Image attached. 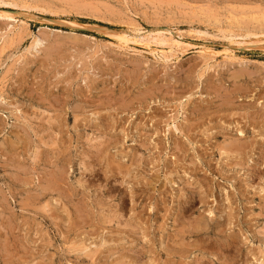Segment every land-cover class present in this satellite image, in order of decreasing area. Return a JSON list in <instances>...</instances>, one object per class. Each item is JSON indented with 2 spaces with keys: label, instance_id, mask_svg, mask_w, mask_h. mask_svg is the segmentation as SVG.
I'll list each match as a JSON object with an SVG mask.
<instances>
[{
  "label": "rangeland",
  "instance_id": "1",
  "mask_svg": "<svg viewBox=\"0 0 264 264\" xmlns=\"http://www.w3.org/2000/svg\"><path fill=\"white\" fill-rule=\"evenodd\" d=\"M2 12L0 264H264V0Z\"/></svg>",
  "mask_w": 264,
  "mask_h": 264
},
{
  "label": "bare ground",
  "instance_id": "2",
  "mask_svg": "<svg viewBox=\"0 0 264 264\" xmlns=\"http://www.w3.org/2000/svg\"><path fill=\"white\" fill-rule=\"evenodd\" d=\"M20 14H21V13H20ZM1 15H2V16H5V17H10V18L12 17V16H10V15L7 14V13H6V14H3V12L0 13V16H1ZM27 16H28V15H27ZM29 18H30V17H29ZM49 21H50V20H49ZM45 22H46V21H45ZM55 22H56V21H55ZM25 23H26L25 21L20 20V21L16 22L15 25H13V27L16 29L17 27H22V26H24ZM61 23H62V22H61ZM61 23H60V24H61ZM67 24H68V23H67ZM69 25H70V26H73V24H69ZM69 25H68V26H69ZM80 26H81V25H80ZM80 26H79V27H80ZM81 27H83V26H81ZM12 29H13V28H12ZM15 29H14V30H15ZM20 29H21V28H20ZM58 31H59V30H58ZM99 31H103V33H104V31H105V33H108L105 29H103V30H99ZM10 33H11V32H10ZM105 33H104V34H105ZM8 35H9V34H8ZM109 35L114 36V37L117 38V39L121 38L119 34H118V35H114V33H113V34H109ZM165 35H166V34H165ZM148 37H149V38H152L151 41L154 42V43L161 44V45L164 44V41H165V40H164V41L161 40L159 35L156 36V35H153V34L148 33ZM246 37H247V36H246ZM248 37H249V36H248ZM3 38L5 39V37H3ZM162 38H163V37H162ZM169 40H170L169 42L172 43V44L179 43V42L175 41L174 39H169ZM38 41H39V39H35L33 42L36 43V42H38ZM1 44H2V43H1ZM30 45H31V44H30ZM124 45H125V44H124ZM124 45H123V46H124ZM123 46H122V47H123ZM1 47H2V45H1ZM1 49H2V48H1ZM210 55H211V54H210ZM206 56H207V54H206ZM210 58H212V57L210 56ZM209 60H210V59H209ZM239 133H240V132H239ZM238 138H239V137H238ZM233 143H234V142H233ZM235 143H236V142H235ZM238 143H239V142H238ZM221 146H222V145H221ZM236 149H237V148H236ZM236 149H235V150H236ZM243 151H244V150H243ZM237 152H238V151H237ZM58 171H59V170H58ZM225 238H226V237H225ZM203 239H204V238H203ZM230 241H231V240H230ZM234 242H235V241H234ZM224 243H225V242H224ZM82 245H83V244H82ZM228 245H229V244H228ZM227 247H228V246H227ZM85 248H86V247H85ZM262 250H263V249H262ZM263 251H264V250H263ZM263 251H262V252H263ZM86 252H88V251H86ZM239 252H240V251H239ZM260 261H261V260H260Z\"/></svg>",
  "mask_w": 264,
  "mask_h": 264
},
{
  "label": "water",
  "instance_id": "3",
  "mask_svg": "<svg viewBox=\"0 0 264 264\" xmlns=\"http://www.w3.org/2000/svg\"><path fill=\"white\" fill-rule=\"evenodd\" d=\"M38 19H42V20H43V19H47V18L39 17ZM48 19H49V18H48ZM103 29H104V28H100V27L95 28V30H98V31H99V30H103Z\"/></svg>",
  "mask_w": 264,
  "mask_h": 264
}]
</instances>
